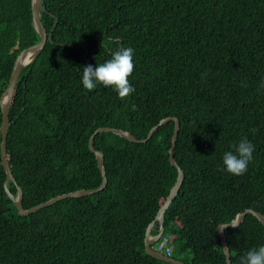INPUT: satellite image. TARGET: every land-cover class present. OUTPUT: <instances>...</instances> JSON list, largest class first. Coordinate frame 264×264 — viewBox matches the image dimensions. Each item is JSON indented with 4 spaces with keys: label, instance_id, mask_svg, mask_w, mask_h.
Returning <instances> with one entry per match:
<instances>
[{
    "label": "trees",
    "instance_id": "1",
    "mask_svg": "<svg viewBox=\"0 0 264 264\" xmlns=\"http://www.w3.org/2000/svg\"><path fill=\"white\" fill-rule=\"evenodd\" d=\"M41 1L50 39L19 74L6 143L23 207L99 186L89 148L96 128L142 139L175 116L173 156L184 179L162 237L176 259L226 264L218 224L246 209L264 215V0ZM38 41L31 0H0V100L17 54ZM118 46L134 49L128 79L135 92L120 99L111 87L84 89L82 67L110 58ZM173 126H159L146 142L95 134L105 187L27 216H18L4 189L0 157V264H170L147 254L144 238L176 181L168 153ZM243 137L255 146L248 171H219L223 152ZM8 188L15 194L12 182ZM158 230L154 222L150 234ZM225 236L231 264H239L264 243V225L246 214Z\"/></svg>",
    "mask_w": 264,
    "mask_h": 264
},
{
    "label": "water",
    "instance_id": "2",
    "mask_svg": "<svg viewBox=\"0 0 264 264\" xmlns=\"http://www.w3.org/2000/svg\"><path fill=\"white\" fill-rule=\"evenodd\" d=\"M43 10H45V7L42 4L41 0H31L32 25L39 35V41L31 46H28L27 48L22 49L17 54L8 83L6 85L5 90L3 91L1 95V100H0L1 114H2L1 125H0V135H1L0 157H1V163H2L3 169L6 173V178L4 180L3 185H4V189L7 195L12 200L14 206L17 208L18 216H27L30 213H34L41 208L52 205L56 201H59L67 197H80V196L90 195L97 191L102 190L105 187L107 183V177H106V171H105V166H104V154L102 151H99L94 147L95 134L101 133V132H113L117 135H120L122 137L129 139L132 142H146L153 135V133L159 126L169 121H173L174 122L173 133L171 136V145L168 149V153H169V161L171 165L175 166L177 169V177H176L175 183L171 187L168 195L166 196L162 206L157 211V214L154 220L146 228L145 238H144V249L147 254L159 260L168 262L170 264H189L187 262L176 259L173 256H167L164 253L158 250H155L152 247L155 241H157L163 234V230H164L163 223H164L165 212L168 206L170 205V203L172 202V200L175 198L176 194L178 193L180 186L184 179V172L181 169V167L178 166L177 161L175 160L173 156V151H174V147L176 144V140H177V136H178V132L180 128L179 120L175 116H168V117L160 119L158 124L153 126L149 130L147 136L142 139H137L133 134H131L128 131L122 130V129L111 128L107 126L96 128L89 138V148L95 154L97 165L101 172L102 179H101V183L99 184V186L96 188L78 189V190L71 191L68 193L59 194V195L49 198L48 200L44 202L31 206L29 208L23 207L22 205L23 191L21 187L17 184L16 179L12 174V170L10 168L7 155H6L7 153L6 152L7 134H8V127L10 123L9 122V109H10L12 97L14 94L16 82H17V79L19 77V74L22 68L28 65L29 63H32L36 59V57L39 55V53L44 48L47 40L50 39L51 32L47 33L45 27L43 26L41 22V18H40L41 16L40 12ZM10 182H12L16 187L15 194H12V192L8 188V184ZM246 214H251L255 216L259 220V222H261L264 225V215L253 209H246L243 212L237 213L236 216L228 223L218 224L217 231L221 239L222 249L225 255L226 264H231V260H230V251H229V248L226 242L225 229L235 228L231 224H236L238 226L244 220ZM154 222H158L159 230L157 234L151 235L150 230Z\"/></svg>",
    "mask_w": 264,
    "mask_h": 264
},
{
    "label": "clouds",
    "instance_id": "3",
    "mask_svg": "<svg viewBox=\"0 0 264 264\" xmlns=\"http://www.w3.org/2000/svg\"><path fill=\"white\" fill-rule=\"evenodd\" d=\"M108 55L110 58L96 62L94 66L91 64L83 66L80 82L89 92L96 89L98 85H103L105 88L111 87L120 99H124L135 92L134 86L128 79L134 70V49L118 46L115 49H109ZM261 87H264V83ZM230 147L231 150L223 152L218 170L230 175L242 176L248 171L255 146L247 137H243ZM239 264H264V243L244 252L239 258Z\"/></svg>",
    "mask_w": 264,
    "mask_h": 264
},
{
    "label": "built area",
    "instance_id": "4",
    "mask_svg": "<svg viewBox=\"0 0 264 264\" xmlns=\"http://www.w3.org/2000/svg\"><path fill=\"white\" fill-rule=\"evenodd\" d=\"M152 247L155 250H158L167 256H171V254H172V250L167 243V237L161 236L157 241H155V243L152 245Z\"/></svg>",
    "mask_w": 264,
    "mask_h": 264
},
{
    "label": "rangeland",
    "instance_id": "5",
    "mask_svg": "<svg viewBox=\"0 0 264 264\" xmlns=\"http://www.w3.org/2000/svg\"><path fill=\"white\" fill-rule=\"evenodd\" d=\"M173 254V253H172Z\"/></svg>",
    "mask_w": 264,
    "mask_h": 264
}]
</instances>
